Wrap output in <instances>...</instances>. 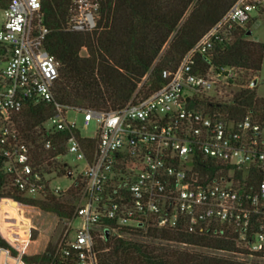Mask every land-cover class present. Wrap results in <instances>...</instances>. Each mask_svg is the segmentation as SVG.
I'll list each match as a JSON object with an SVG mask.
<instances>
[{
    "label": "built area",
    "instance_id": "2783aa9c",
    "mask_svg": "<svg viewBox=\"0 0 264 264\" xmlns=\"http://www.w3.org/2000/svg\"><path fill=\"white\" fill-rule=\"evenodd\" d=\"M255 10H264V0H237L176 69L164 71L163 86L144 95L141 83L132 100L119 110L58 104L57 113L42 127L51 136L42 145L47 151L55 148L53 135L65 134L64 153L50 158L52 166L39 163V142L28 139L15 117L28 105L54 100L60 64L44 44L48 29L42 0H11L0 30V59L7 63L0 69V182L37 197L62 196L79 179L83 183L74 216L82 219V226L71 240L74 219L69 221L70 228L50 264L69 260L101 264L96 241L105 237L106 230L116 232L115 225L174 227L180 220L187 221L193 232L215 222L233 223L247 241L256 219L259 230L247 243L264 257V176L257 190L249 192L241 190L236 178L237 171L244 172V179L252 170L264 175V122L252 115L237 119L206 112L199 104L203 97L219 101L224 89L239 84L240 69L211 66L201 70L197 57L208 53L217 40L246 28ZM98 11V0H75L71 29L93 30ZM71 111L84 115L85 126L98 121L96 137L81 133L77 122L68 118ZM86 139L94 140V147ZM67 155L83 160L85 168L75 173L65 161ZM56 161L64 165L66 175L54 167ZM209 161L221 167L214 176L204 174ZM223 171L227 172L221 175ZM56 177H71L73 183L64 187L55 183ZM4 199L18 203V212L37 207L14 197ZM4 212L14 218L9 207ZM4 239L18 251L14 255L11 249L0 250L4 264H25L22 255L32 241L31 229L8 232Z\"/></svg>",
    "mask_w": 264,
    "mask_h": 264
},
{
    "label": "trees",
    "instance_id": "16d2710c",
    "mask_svg": "<svg viewBox=\"0 0 264 264\" xmlns=\"http://www.w3.org/2000/svg\"><path fill=\"white\" fill-rule=\"evenodd\" d=\"M237 0H98L97 25L93 30L71 29L75 15V0H42V11L48 29L44 44L60 64L59 78L54 88V100L28 105L15 120L33 143L39 142L40 164L52 165V156L64 153L65 134L53 135L55 148H42L51 136L43 124L57 113V105L114 111L126 106L134 97L140 84L142 90L150 85L144 95L163 86L165 70H174L183 57L217 25ZM11 0H0V9H7ZM252 28H238L228 39L217 40L208 52L199 54L201 70L211 66H231L240 69V89L232 99L213 101L203 97L199 103L206 112H220L242 119L252 115L264 122V98L253 86L264 62V43L249 38ZM87 55H83V50ZM146 78V79H145ZM141 90V91H142ZM142 93V92H141ZM94 147V140H85ZM207 163L204 174L211 176L221 168ZM54 167L60 175L67 170L58 161ZM227 171H223L224 175ZM237 171L242 191L257 190L263 174L252 170L246 179ZM83 183L79 179L67 194L44 197L30 196L18 191L9 183L0 182V201L14 197L20 202L35 205L60 218L72 220L80 200ZM19 208L18 203L1 201L0 211ZM7 212V211H6ZM116 232L98 238L96 249L101 264H264L262 252L243 246L240 228L229 222H215L202 231H191L185 220L174 227L150 224L147 228L116 226ZM259 230L255 219L248 231L247 241ZM37 238V232L32 235ZM246 241V240H245ZM244 241V243H245ZM246 241V242H247ZM57 245L49 243L43 253L22 255L25 264H50ZM222 251L253 256L246 260L219 255L209 251ZM18 251L2 237L0 250ZM68 264H76L69 260Z\"/></svg>",
    "mask_w": 264,
    "mask_h": 264
},
{
    "label": "rangeland",
    "instance_id": "374dc122",
    "mask_svg": "<svg viewBox=\"0 0 264 264\" xmlns=\"http://www.w3.org/2000/svg\"><path fill=\"white\" fill-rule=\"evenodd\" d=\"M252 21L247 24L246 28H252V34L249 36L250 39H253L258 42L264 43V10L261 12L253 11L251 13ZM5 19V11L0 9V30L4 23ZM83 55H87V51L84 49L82 51ZM6 62L0 59V69L6 68ZM254 79H258L257 82V93L260 97L264 98V62L261 71L258 73V76L254 77ZM150 85H147L145 89H148ZM143 89L141 92L144 94L146 90ZM240 89V85L233 86L231 88H226L223 90L222 94H219V97L223 100L231 99L233 93ZM68 118L70 120H75L77 125L79 126L81 133L85 136L96 137L98 132L99 123L97 120H93L88 126L84 124V115L82 113L71 111L68 114ZM65 161H67L75 173L78 171H82L86 163L83 160H78L74 155H67L65 157ZM55 183H58L64 187L71 185L73 183V178L71 177H56ZM11 216L14 218H7L5 212L0 213V233L2 237H4L8 232L13 231H23L26 228H30L32 235L37 232V238L30 241L29 247L27 249V255H35L43 253L49 243L53 245H58L64 239L65 233L70 228V220L60 218L56 213L47 212L42 210L41 208H32L27 207L24 210H12ZM71 229L69 233V238L74 240L77 235V230L82 226V219L80 217L75 218L71 223ZM243 240V246L247 247L248 243ZM245 241V243H244ZM199 249V248H197ZM201 251H209L212 253H216L219 255H225L230 257H237L240 259L253 260L255 259L253 256H246L239 253H228L222 251H213L208 249H199ZM262 262H264V257L259 258ZM5 257L4 255L0 257V264H4Z\"/></svg>",
    "mask_w": 264,
    "mask_h": 264
},
{
    "label": "water",
    "instance_id": "95a60500",
    "mask_svg": "<svg viewBox=\"0 0 264 264\" xmlns=\"http://www.w3.org/2000/svg\"><path fill=\"white\" fill-rule=\"evenodd\" d=\"M251 34H252V31L249 32V35H251ZM257 82H258V79H256V80L254 81L253 86L257 85Z\"/></svg>",
    "mask_w": 264,
    "mask_h": 264
}]
</instances>
